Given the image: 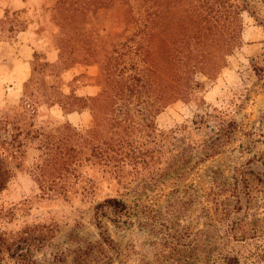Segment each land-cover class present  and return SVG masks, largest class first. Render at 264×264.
<instances>
[{"label": "trees", "instance_id": "obj_1", "mask_svg": "<svg viewBox=\"0 0 264 264\" xmlns=\"http://www.w3.org/2000/svg\"><path fill=\"white\" fill-rule=\"evenodd\" d=\"M220 1L53 0L50 22L59 29L53 49H34L19 106L13 108V117L0 120V132L7 135L0 138V193L22 166L27 141L33 143L39 138L46 153L38 176L40 186L74 171L82 149L88 150L89 157L106 161L123 177L129 152L136 149L138 136L148 130L154 116L178 100L189 102L195 90L202 87L194 80L195 75L213 80L240 46L241 24L236 13L223 14ZM107 15L112 19L111 28L120 24L122 29L104 39L97 32ZM26 29L25 25L16 33ZM76 66H94L96 71L87 76L74 74ZM252 68L264 89V60L253 61ZM88 86L96 87L97 93L78 94ZM37 105L58 107L62 116L86 112L92 125L80 133L64 122L44 132L34 125ZM129 105L143 106L145 116L117 122L118 112ZM217 113L214 135L201 149L206 158L217 154L234 131L227 114ZM205 116L197 115L192 125L198 130L208 128ZM144 119L148 121L145 125ZM251 183L239 169L231 183L221 186L217 182L219 192L213 193L212 205L223 232L209 221L194 231L173 223L170 217L160 224L155 241L149 245L150 254L134 264H264V249L260 254L243 256L231 246L232 242L247 243L264 237V219L252 218L248 212L256 193ZM221 191L229 193L225 200L217 198ZM143 211L139 201L103 199L94 206L99 241L72 250L69 261L64 252H56L46 264H114L120 249L102 220L108 219L117 229L129 228L131 219ZM203 217L209 219L210 215L206 211ZM54 233L53 226L44 225L25 226L15 233L0 232V258L12 264H38L33 253L52 240Z\"/></svg>", "mask_w": 264, "mask_h": 264}, {"label": "rangeland", "instance_id": "obj_2", "mask_svg": "<svg viewBox=\"0 0 264 264\" xmlns=\"http://www.w3.org/2000/svg\"><path fill=\"white\" fill-rule=\"evenodd\" d=\"M52 1L0 0V41L11 42L16 32L26 25L33 49H53V39L59 29L50 22ZM220 5L224 15H237L242 27L240 46L213 80L195 75L194 80L202 87L195 90L189 102L178 100L154 116L148 130L138 136L136 149L129 152L123 177L106 161L89 157L88 150L82 149L74 171L40 186L38 176L46 157L45 148L40 146V138L33 143L27 141L22 166L0 193V232L15 233L31 225L53 226L54 238L33 253L38 264H46L56 252H64L69 261L72 250L99 241L94 206L107 197L127 203L139 201L144 208L131 219L129 228L117 229L108 219L102 220L120 249L114 264L123 261L134 264L150 254L149 245L155 241L160 224L170 217L173 223L194 231L209 221L223 232L218 215L213 213V193L219 192L217 182L221 186L231 183L238 169L245 171L256 192L248 206L249 214L252 218L264 219V89L263 81L252 68L253 61L262 63L264 60V0H221ZM111 25L112 19L105 16L97 34L105 39L111 37L112 32L116 35L121 32L120 24L116 29ZM10 28L12 32H8ZM91 67L76 66L73 73L87 76L96 71ZM5 75V72L0 74L4 81L8 77ZM20 94L21 90L8 93L0 88V120L14 116L13 108H18ZM218 111L227 114L228 121L234 123V131L217 154L206 158L201 149L214 135ZM145 113L143 106L129 105L118 112L116 121L142 118ZM202 113L206 115L208 128L198 130L192 121ZM79 117L80 121L75 118L71 123L58 107L47 109L37 105L34 125L49 132L69 122L83 133L91 127L92 120L89 114ZM146 123L144 119L143 125ZM5 137L7 135L0 132V138ZM257 178L261 181L257 182ZM220 194L218 200H225L229 193L221 191ZM206 211L209 219L203 217ZM256 239L240 244L232 242L231 246L243 256L260 254L264 237ZM0 264L12 262L1 257Z\"/></svg>", "mask_w": 264, "mask_h": 264}, {"label": "crops", "instance_id": "obj_3", "mask_svg": "<svg viewBox=\"0 0 264 264\" xmlns=\"http://www.w3.org/2000/svg\"><path fill=\"white\" fill-rule=\"evenodd\" d=\"M33 51L31 38L26 31L17 33L11 42L9 40L0 41V74L5 72V77L8 76L6 77V82L2 80L5 79L3 76L0 77V88L3 87V91L12 93L21 90L23 81L30 74V62L33 59ZM9 72L12 74L9 75ZM2 83L6 84L3 86ZM97 90L96 87L92 86L82 87L78 90V94L95 95ZM82 114L88 113L70 114L64 116V118L72 123V119L75 118L80 121L79 116Z\"/></svg>", "mask_w": 264, "mask_h": 264}]
</instances>
